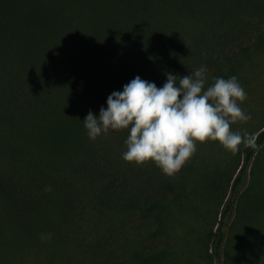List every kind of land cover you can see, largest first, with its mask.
<instances>
[{"label":"trees","instance_id":"16d2710c","mask_svg":"<svg viewBox=\"0 0 264 264\" xmlns=\"http://www.w3.org/2000/svg\"><path fill=\"white\" fill-rule=\"evenodd\" d=\"M262 15L264 0H0V154L9 164L24 162L22 169L34 178L47 169L54 186H73L72 179L96 186L90 170L97 151L83 124L89 111L98 117L108 96L136 76L157 88L168 73L189 75L198 64L225 79L236 76L252 53L243 42L250 29L257 32L254 18ZM255 143L258 149L264 145V129ZM256 151L243 150V164L207 237L203 258L215 264L222 262L230 219ZM20 175L9 172L6 179L0 172L4 205L54 214L59 205L32 195L27 200L20 185L28 179L22 183ZM68 192L83 191L64 195ZM171 199L165 193L146 200L144 208L166 212ZM262 207L264 197L254 204V214ZM30 227L16 216L0 219V264L26 263L25 241L16 232L26 236Z\"/></svg>","mask_w":264,"mask_h":264},{"label":"rangeland","instance_id":"374dc122","mask_svg":"<svg viewBox=\"0 0 264 264\" xmlns=\"http://www.w3.org/2000/svg\"><path fill=\"white\" fill-rule=\"evenodd\" d=\"M254 22L260 23L257 32L250 29L243 42L252 53L236 74L247 93L240 106L251 120L231 127L256 138L264 129V40L256 42L257 36H264V15ZM214 77L221 75L207 67L206 87ZM101 107L106 109L107 102ZM128 134V130H110L92 141L97 155L91 160L90 172L98 179L96 186H79V179H72L73 186H54L53 174L47 169L35 179L22 169L24 162L9 164V158L0 154V172L6 179L16 170L21 173L20 182L28 179V186L20 185L27 200L32 195L44 204L59 205L54 214L44 211L36 215L30 209H9L10 203L4 205L0 200V219L11 221L16 216L32 223L26 236L16 232L25 241V264H215L203 258L207 237L215 230L216 214L219 219L246 147L241 145L233 155L218 142L197 143L196 153L177 174L168 177L152 162L137 166L122 159ZM165 181L173 186H165ZM243 186L230 219L221 264H264V207L254 214V204L264 197V145L254 153ZM66 191L83 192L64 195ZM165 193L173 201L167 204L168 211L144 208L146 200L165 198ZM174 193L180 196L174 199Z\"/></svg>","mask_w":264,"mask_h":264},{"label":"clouds","instance_id":"9594fccd","mask_svg":"<svg viewBox=\"0 0 264 264\" xmlns=\"http://www.w3.org/2000/svg\"><path fill=\"white\" fill-rule=\"evenodd\" d=\"M206 80L204 65L182 77L168 73L161 88L136 76L108 96L99 117L89 111L87 136L95 141L110 130H128L122 159L137 166L152 162L168 177L196 153L197 143L218 142L233 155L241 145L258 150L254 134L231 127L251 120L240 106L247 93L238 78L214 77L207 87Z\"/></svg>","mask_w":264,"mask_h":264}]
</instances>
